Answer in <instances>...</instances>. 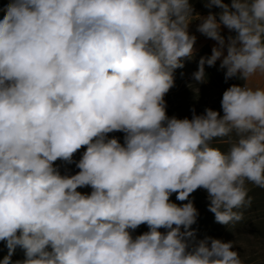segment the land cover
<instances>
[{
  "label": "clouds",
  "instance_id": "obj_1",
  "mask_svg": "<svg viewBox=\"0 0 264 264\" xmlns=\"http://www.w3.org/2000/svg\"><path fill=\"white\" fill-rule=\"evenodd\" d=\"M199 2L206 16L190 0L0 7V264H244L234 242L197 239L190 196L205 191L215 222L235 226L248 185L264 189V87L251 85L264 77V0ZM193 21L215 42L193 79L220 61L225 82L242 84L223 92L220 112L169 117ZM58 161L78 171L62 175Z\"/></svg>",
  "mask_w": 264,
  "mask_h": 264
},
{
  "label": "rangeland",
  "instance_id": "obj_2",
  "mask_svg": "<svg viewBox=\"0 0 264 264\" xmlns=\"http://www.w3.org/2000/svg\"><path fill=\"white\" fill-rule=\"evenodd\" d=\"M5 2L6 0H0V7H2ZM190 2L194 3L195 10L200 15L206 16L208 14V10L203 7V4L199 2V0H190ZM212 11L219 12L220 10L214 7ZM0 18H2V13H0ZM198 23L199 21H193L192 25H197ZM201 49L196 50L195 43L193 58L184 63L185 66L183 69H179V74L176 78V81L179 80L178 83L174 81V85L176 84V90L173 93L169 92L164 98L167 104V115L169 117L176 116L181 119L185 117L191 119L190 109L192 108H195L197 114H202L205 108H211L219 112L217 106L222 99V92L219 87L215 84H198L192 76V74L197 71L199 59L203 56V54H201L202 56H199ZM196 89L198 91H196ZM113 136L119 138V141L123 143V133L109 134V138ZM227 148H225L224 151H227ZM83 151L84 149H81L80 152L74 156V160L78 161ZM57 164L60 166L62 175L65 174L66 171L69 174H75L78 171L74 164L64 165L59 161ZM248 187L250 189L249 195L254 201V197L257 193L260 195V192L256 191L258 188L251 184H249ZM254 190L255 192L252 193ZM78 191H81L82 193H90L91 189L83 188L78 189ZM190 199H192L194 207L197 209L198 213L209 212L207 210L208 200L205 191L197 190L191 194ZM170 200L178 206L187 202L177 201L175 194L170 197ZM244 211L248 210L246 209ZM192 229L193 225L190 230ZM147 231V226L141 225L132 232V235L135 237ZM160 231L164 230L161 229ZM206 236L213 239H219L222 242H234L235 246L232 250L237 251L240 254L244 264H264V206L258 211L245 213L243 221L235 226L229 225L221 232L218 230L216 233H196L198 240L203 239ZM5 255H7V249L4 247V243L0 242V260H2ZM23 259L24 256L22 250L17 249L12 260L16 261Z\"/></svg>",
  "mask_w": 264,
  "mask_h": 264
},
{
  "label": "trees",
  "instance_id": "obj_3",
  "mask_svg": "<svg viewBox=\"0 0 264 264\" xmlns=\"http://www.w3.org/2000/svg\"><path fill=\"white\" fill-rule=\"evenodd\" d=\"M223 2L230 4L231 0H223ZM201 54H203V56ZM199 56H202V57L210 56L209 48L207 46L203 47L200 51ZM186 61H188V60H185L184 63ZM219 64L220 63L217 62L216 65L213 67H208L207 65H205V73H206L205 84H210V85L215 84L216 86L219 87L222 94L229 86H231L233 84H242V81H239L235 78L229 79L227 82H225V80H224V71L225 70L219 69ZM178 74H179V69H177L175 71V74H174L175 80L174 81H176ZM178 81H176V83H178ZM175 90H176V84L172 89H170L169 92L173 93ZM217 108L220 112L221 111L220 103L218 104ZM213 147H218L222 151H224V149L227 148L228 145L226 143H223L220 140H215L213 142ZM256 191L260 192V195H258V193H257V195L254 197V201L252 202V205H251L252 207L248 208L247 209L248 211H244V214L247 212L258 211L261 209L262 206H264V189L258 188V190H256ZM253 192H255V190L252 191V193ZM198 214L199 215L197 217V222H196V224L193 225V229L198 234L216 233V232H218V230H220V232H221L223 229H225L227 227L225 225H220V224L216 223L214 220V214H212L211 212L198 213Z\"/></svg>",
  "mask_w": 264,
  "mask_h": 264
},
{
  "label": "crops",
  "instance_id": "obj_4",
  "mask_svg": "<svg viewBox=\"0 0 264 264\" xmlns=\"http://www.w3.org/2000/svg\"><path fill=\"white\" fill-rule=\"evenodd\" d=\"M196 27L197 25H190L189 27V32L190 34L196 35L197 37V42H196V50L201 49L204 46H207L210 50V54H211V49L213 46H215V42L212 41L211 39H208L206 37H204L203 35H201L200 33L196 32ZM222 34L227 36V35H234V33H229L227 29H222ZM226 54V52H225ZM220 63V61H217ZM251 85L253 87H264V77H256L253 79V81L251 82Z\"/></svg>",
  "mask_w": 264,
  "mask_h": 264
}]
</instances>
